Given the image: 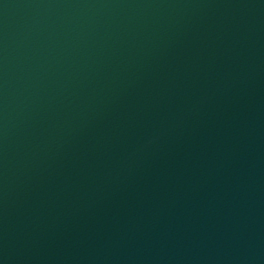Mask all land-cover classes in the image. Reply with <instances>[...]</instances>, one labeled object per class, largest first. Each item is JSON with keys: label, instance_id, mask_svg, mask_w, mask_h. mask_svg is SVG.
Returning a JSON list of instances; mask_svg holds the SVG:
<instances>
[{"label": "water", "instance_id": "obj_1", "mask_svg": "<svg viewBox=\"0 0 264 264\" xmlns=\"http://www.w3.org/2000/svg\"><path fill=\"white\" fill-rule=\"evenodd\" d=\"M0 264H264V0H0Z\"/></svg>", "mask_w": 264, "mask_h": 264}]
</instances>
